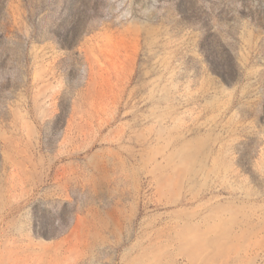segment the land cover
<instances>
[{
    "label": "rangeland",
    "instance_id": "1",
    "mask_svg": "<svg viewBox=\"0 0 264 264\" xmlns=\"http://www.w3.org/2000/svg\"><path fill=\"white\" fill-rule=\"evenodd\" d=\"M0 264H264V0H0Z\"/></svg>",
    "mask_w": 264,
    "mask_h": 264
}]
</instances>
